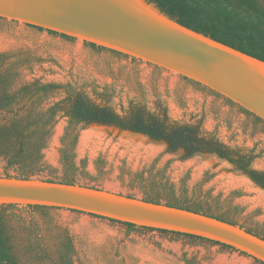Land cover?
I'll return each instance as SVG.
<instances>
[{
  "label": "rangeland",
  "instance_id": "374dc122",
  "mask_svg": "<svg viewBox=\"0 0 264 264\" xmlns=\"http://www.w3.org/2000/svg\"><path fill=\"white\" fill-rule=\"evenodd\" d=\"M106 47V46H105ZM89 41L67 38L9 20L0 22V52L20 54L19 81L55 82L62 87L48 103L80 90L119 114L131 102L142 101L153 112L166 109L173 124H197L200 135L214 136L225 146L254 155L250 167L264 170V132L260 124L208 89L153 65L134 60ZM68 118L59 113L32 177L75 182L136 198L159 194L200 204L203 211L225 217L264 237V188L242 170L213 152L185 154L163 140L100 123L73 125L77 137L62 150L68 138ZM0 156V176L20 173ZM26 220H50L72 238L74 264H260L236 249L183 235L148 229H131L109 218L69 209L8 210Z\"/></svg>",
  "mask_w": 264,
  "mask_h": 264
},
{
  "label": "trees",
  "instance_id": "16d2710c",
  "mask_svg": "<svg viewBox=\"0 0 264 264\" xmlns=\"http://www.w3.org/2000/svg\"><path fill=\"white\" fill-rule=\"evenodd\" d=\"M145 2L153 5L164 16L194 32L264 61V0H145ZM1 21H6V19L0 17ZM25 25L39 30L44 29L30 24ZM60 35L74 38L62 33ZM89 43L97 47L95 43ZM98 47L104 48L105 46L98 45ZM109 49L118 54L130 56L121 51ZM19 55L0 52V156L5 159L8 167L15 165L20 169L21 172L16 177L30 178L35 174L36 165L41 159V150L51 134L58 114L62 113L69 122L63 137L68 140L62 150L63 161L66 165H69L71 161L69 149L77 137L73 125L100 123L141 133L152 139L163 140L170 148H183L185 154L216 153L229 160L254 183L264 188V170L250 167L253 154L230 149L212 135H200L197 124L170 123L165 107L153 112L142 101L136 100L130 103L126 113L119 114L111 106L98 104L84 92L75 89L69 90L64 98L48 103L49 95L62 86L59 83L40 82L39 80L18 82L22 67ZM130 57L132 61L138 59L134 56ZM152 65L153 72L162 69L157 65ZM181 77L203 89H208L211 93L222 97L225 102L236 106L238 110L252 117L254 124H260L264 132V120L258 116L214 90L185 76ZM5 176L11 175L5 174ZM61 182L73 183L74 180L69 178ZM159 198V194H148L142 199L159 203ZM165 204L175 205L171 197L165 200ZM177 207L201 212L235 224L234 221L225 217L203 211V207L195 202L188 204L180 200ZM51 208L56 207L0 204V264H74L72 238L68 231L56 228L50 220L41 223L33 217L26 220L21 216L15 214L11 216L6 213L11 209L42 212ZM110 220L122 223L131 229L157 230L223 244L192 234ZM246 230L259 236L249 229ZM223 245L235 249L229 245ZM254 260L264 264L256 258Z\"/></svg>",
  "mask_w": 264,
  "mask_h": 264
},
{
  "label": "water",
  "instance_id": "95a60500",
  "mask_svg": "<svg viewBox=\"0 0 264 264\" xmlns=\"http://www.w3.org/2000/svg\"><path fill=\"white\" fill-rule=\"evenodd\" d=\"M0 17L134 56L194 80L264 120V61L178 24L145 0H0ZM0 204L72 209L192 234L264 262V239L238 225L75 181L0 176Z\"/></svg>",
  "mask_w": 264,
  "mask_h": 264
}]
</instances>
